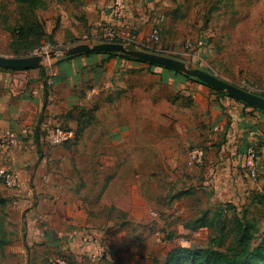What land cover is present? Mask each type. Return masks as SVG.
I'll return each instance as SVG.
<instances>
[{"label": "crops", "instance_id": "crops-1", "mask_svg": "<svg viewBox=\"0 0 264 264\" xmlns=\"http://www.w3.org/2000/svg\"><path fill=\"white\" fill-rule=\"evenodd\" d=\"M112 1L47 0L37 12L45 50L101 43L112 33L147 49L157 3L127 0L125 18L117 21ZM90 109L94 120L79 131L74 117ZM59 124L78 136L48 150L43 133ZM3 131L17 140L0 149V165L22 185L9 190L0 179V214L7 216L0 222V264H47L60 245L79 259L86 229L111 226L108 215L120 213L129 223L143 222L153 197L188 192L187 186L197 189L178 203L190 197L194 208L204 196L207 206L240 211L264 195V113L161 66L80 54L28 70L0 68ZM194 149L205 151L200 165L191 164ZM250 149L256 180L245 170Z\"/></svg>", "mask_w": 264, "mask_h": 264}, {"label": "rangeland", "instance_id": "rangeland-1", "mask_svg": "<svg viewBox=\"0 0 264 264\" xmlns=\"http://www.w3.org/2000/svg\"><path fill=\"white\" fill-rule=\"evenodd\" d=\"M150 1L157 4L150 13L152 28L149 41L144 44L148 50L179 59L191 68L205 70L235 86L264 96V0ZM18 13L14 0H0V55L19 57L11 46ZM159 17H164V21L158 25L160 35L155 41L151 34ZM104 42L109 41L101 43ZM43 48L27 56L55 49ZM4 166L0 165V168ZM186 188H190V195L197 189L194 186ZM177 191L165 199L153 197L152 207L143 222L129 223L127 216L120 213L108 215L109 221L114 222L111 226L86 229L103 237L109 247V257L92 262L80 253L73 264H168L176 249L216 248L219 234L209 227H201L197 221L206 215L212 219L218 206H207L209 203L204 196L199 198L201 205L197 208L193 207L190 197L184 203H178L176 196L181 192ZM245 208L239 211L240 215ZM96 209L102 217L106 216L107 211L103 207ZM249 211V217H255L257 222L258 244L264 240V210L249 206ZM4 216L0 214V222ZM232 216L233 211L229 210L223 219ZM54 253L50 252L51 258Z\"/></svg>", "mask_w": 264, "mask_h": 264}, {"label": "trees", "instance_id": "trees-1", "mask_svg": "<svg viewBox=\"0 0 264 264\" xmlns=\"http://www.w3.org/2000/svg\"><path fill=\"white\" fill-rule=\"evenodd\" d=\"M14 1L18 6L19 13L17 26L12 31L11 46L13 51L15 52V55L19 57H27V55H30L29 53L37 50L40 51L43 47H45L46 34L43 25L37 15V12L39 10H44L47 7V0ZM113 42L125 44L131 50L138 49L135 45L127 44L118 39L114 40ZM143 50L152 52L148 49ZM88 54H108L111 56H120L130 61L145 63L151 66H158L152 63L144 62L138 58L119 53L97 52ZM173 71L210 88L220 96L230 97L226 93L217 91L209 85H206L205 83L199 81L197 78L185 75L180 71ZM43 77L45 79V86L47 87L48 77L45 73ZM45 95H48L47 91L45 92ZM257 95L264 98V96L260 94ZM230 98L234 99L232 97ZM244 104L251 108H254L246 103ZM94 112L95 109L78 111L77 115L74 118L78 123L79 131H81L87 124L91 123L94 120ZM261 112L264 113V111ZM63 127L71 129L67 126ZM77 136L78 132H76V138ZM76 138L74 140H76ZM186 194L187 193L185 192H181L176 196V198H180ZM252 204L257 208H259L260 206V208H263L264 210V195L253 197L250 204L251 207ZM229 210L233 211V216L229 219L228 217H226V219H223L225 213H227ZM262 213L264 214V211ZM240 214L241 213L238 211L237 207L231 204H221L218 206V210L216 211L212 219H208L207 215L203 216L197 222L201 227H209L211 230H213V232L219 234V237L217 239L218 244L216 245L217 247H182L176 249L173 251V254L170 257V262L168 264H260V262H264V240L258 244L256 243V219L255 217H249V208H246L245 211H243L242 215ZM227 241H229V243L226 245ZM55 252L56 253H54V256L52 257L59 256V254H57V251ZM70 262L71 264L74 263V261L71 259Z\"/></svg>", "mask_w": 264, "mask_h": 264}, {"label": "built area", "instance_id": "built-area-1", "mask_svg": "<svg viewBox=\"0 0 264 264\" xmlns=\"http://www.w3.org/2000/svg\"><path fill=\"white\" fill-rule=\"evenodd\" d=\"M127 0H113L112 10L114 19L117 21H122L126 15ZM164 21V17H159L156 21V26H154L151 37L153 40L159 39V28ZM118 38L115 33L109 36V42L114 41ZM76 138V132L73 129H67L63 126H52L48 128L42 136V144L46 149H53L59 146H63L66 143L73 141ZM17 140V134L13 132L3 131L0 134V149L3 151H8L12 145L15 144ZM256 152L254 149H250L247 153L245 159V170L247 176L256 180L258 178V171L256 166ZM205 159V151L203 149H194L190 154V161L192 165H200ZM5 165L0 168V179L2 180L4 186L9 189L16 191L21 187V180L17 173ZM80 248L81 253L86 256L92 262H99L105 260L109 257V247L104 242L103 237H101L96 231L86 230L82 233L80 238ZM59 256H55L49 259L51 264H71L70 259L74 261L76 259L75 254L68 248L60 245L56 250ZM72 253H71V252ZM73 264V263H72Z\"/></svg>", "mask_w": 264, "mask_h": 264}, {"label": "water", "instance_id": "water-1", "mask_svg": "<svg viewBox=\"0 0 264 264\" xmlns=\"http://www.w3.org/2000/svg\"><path fill=\"white\" fill-rule=\"evenodd\" d=\"M119 53L138 58L144 62L152 63L165 68L180 71L185 75L197 78L210 87L226 93L228 96L244 102L258 110L264 111V98L235 86L205 70L191 68L186 62L168 56L147 52L143 50H131L127 45L115 42L99 44H76L69 47H61L47 52L27 57H8L0 55V68L8 70H28L44 67L55 59H65L80 54L88 53Z\"/></svg>", "mask_w": 264, "mask_h": 264}]
</instances>
